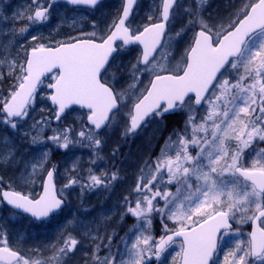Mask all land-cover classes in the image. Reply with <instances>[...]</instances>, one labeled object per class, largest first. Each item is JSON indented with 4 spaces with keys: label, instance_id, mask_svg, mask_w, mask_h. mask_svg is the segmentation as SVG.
Listing matches in <instances>:
<instances>
[{
    "label": "rangeland",
    "instance_id": "rangeland-1",
    "mask_svg": "<svg viewBox=\"0 0 264 264\" xmlns=\"http://www.w3.org/2000/svg\"><path fill=\"white\" fill-rule=\"evenodd\" d=\"M21 1L7 10L0 25L5 50L14 45L18 49L42 35L55 37L53 45L101 41L121 9L119 0L103 1L98 21L78 8L67 14L68 4L27 0L35 20L19 27L11 20L26 11L22 9L26 0ZM256 1L228 0L222 6L237 3L221 18L202 11L212 0H179L153 61L141 67L139 52L134 57L121 50L101 77L120 105L102 133L88 127L86 114L78 109L54 123L56 110L49 98L57 73L41 83L19 118L10 120L0 109L1 125L17 135L0 147V166L9 171L6 181L0 178V193L7 189L37 198L52 166L57 195L66 204L60 215L40 223L33 233V224L20 222L21 216L3 214L5 223L15 222L16 232L1 231L0 247L20 253L15 264H178L182 250L178 242L159 254L154 246L165 234L187 230L217 212L227 215L233 229L220 235L212 264H264V253L250 257L249 227L240 223L250 216L249 226L253 215L264 208V197L236 173V169L264 171V30L247 42L199 110L190 101L177 110L175 116L184 121L179 130L162 134L159 115L137 133L129 128L132 107L151 78L181 72L195 31L205 30L216 42ZM137 4L129 24L133 33L159 18L160 0ZM40 8L45 15L39 20ZM127 136L131 138L125 144ZM121 152L127 160L120 168L106 170ZM2 205L0 200V209ZM260 226L264 229V220Z\"/></svg>",
    "mask_w": 264,
    "mask_h": 264
},
{
    "label": "water",
    "instance_id": "water-1",
    "mask_svg": "<svg viewBox=\"0 0 264 264\" xmlns=\"http://www.w3.org/2000/svg\"><path fill=\"white\" fill-rule=\"evenodd\" d=\"M70 4L72 7L94 9L103 0H54ZM177 0H164L161 20L150 25L135 36L126 28L137 0H124L118 21L111 33L102 42L79 40L57 47L32 48L28 50L23 69V77L11 98L2 107L10 120L19 118L26 109L41 81L54 73L57 78L52 86L49 103L56 109L54 123L72 108H80L88 113L86 124L100 132L108 124L110 115L118 104L112 90L100 82V77L115 56L116 45L124 48L137 46L141 49L139 64L146 66L160 49L170 13ZM45 11L39 10L41 19ZM264 29V0H257L235 26L222 35L216 44L211 36L197 30L186 57V65L180 75L163 74L154 77L144 96L134 105L130 119V129L137 132L162 106L167 112L182 105L193 97L200 106L215 84L220 73L231 60L239 57L246 42ZM237 175L264 197V171L236 169ZM3 204L17 214L42 222L63 208L54 185V169L47 171L41 192L32 200L10 190H2ZM264 208L251 219L248 233L249 251L252 259L264 253ZM233 228L224 212H217L193 227L166 235L155 246L157 254L172 242H180L182 251L179 264H211L218 249L219 237ZM20 255L14 250L0 247V264H14Z\"/></svg>",
    "mask_w": 264,
    "mask_h": 264
},
{
    "label": "trees",
    "instance_id": "trees-1",
    "mask_svg": "<svg viewBox=\"0 0 264 264\" xmlns=\"http://www.w3.org/2000/svg\"><path fill=\"white\" fill-rule=\"evenodd\" d=\"M227 1L228 0H212V2L209 4L210 6L206 7L202 11H204V13L206 15H207V13H210V14L216 13V14H218V17L222 18L227 13H229L230 10L237 3V2H235L228 7L222 6L223 4L227 3ZM18 2H22V1L21 0H0V25L2 23V19L6 17L7 10H11L12 5L14 3H18ZM23 5L24 6L22 7V9H26V11L22 14V16L19 17L18 20H15V21L11 20V22L13 24L20 25L19 27L27 24L28 21H34L35 20L34 7H31L29 1H27V0L25 2H23ZM195 10H198V9H195ZM73 11H75V9L68 8L66 13L70 14ZM98 12H99V10H97L94 14H97ZM94 14H92L90 16V18H92L94 16ZM207 18L211 22H213L211 20V17H207ZM7 39H8V35L4 36V40H7ZM54 40H55V37L51 38L49 36L46 38L45 36L42 35L37 39L30 40L25 45H21L20 47H18V49H17V46L14 45L15 47L8 49V50H5L3 45L0 42V109L3 106V105L1 106L2 100H3V102H6L8 100V97H10V95L16 89L17 85L19 84L20 79L22 78L23 67H24L27 51L30 48L36 47L37 45L55 46V45H53V44H56ZM131 51H133V50H131ZM131 51H130V54L134 56V52H131ZM126 71H127V69L122 71V72H126ZM0 113H1V110H0ZM51 114L52 113H50L48 115L50 116ZM39 116L40 115H38L37 117H39ZM163 120L164 121H163L162 134H168V133L175 132V131L179 130L181 125H183V123H184V121L181 120V118H178L175 115H172V116L167 115L163 118ZM181 121H182V123H181ZM16 138H17V135L13 134L12 131H10L5 125H1V122H0V145L3 142H6L8 140L12 141ZM129 138L130 137H128V136L125 139L123 138V141L125 144L128 143ZM121 148H123V147H121ZM122 153L123 152L119 153L118 156H121ZM7 174H8V172H6V170H4L3 167L0 166V178L2 181H6L4 179V177ZM4 213L16 216L15 214L11 213V211L8 210L5 206L2 205L1 209H0V232L1 231L2 232H8L9 230H12V228L16 227L14 225L15 222L11 223L10 219L8 220V223H5V221L3 220V217H2ZM249 217L250 216H247L245 218L242 217V219L240 220L242 227L243 226L249 227L248 226ZM22 220H26V222L29 225L33 224L32 226L35 229L34 228L32 229V233L38 231L36 229H38V226H40V224L33 223L24 217H22L20 219V222ZM17 229H19V228H17Z\"/></svg>",
    "mask_w": 264,
    "mask_h": 264
},
{
    "label": "flooded vegetation",
    "instance_id": "flooded-vegetation-1",
    "mask_svg": "<svg viewBox=\"0 0 264 264\" xmlns=\"http://www.w3.org/2000/svg\"><path fill=\"white\" fill-rule=\"evenodd\" d=\"M121 1V4H122V0H120ZM140 1V0H139ZM139 1H138V3H139ZM103 3V2H102ZM161 3H162V0H160V7H159V18H158V21L160 20V8H161ZM100 7V6H99ZM98 7V8H99ZM138 7V4H137V6H136V8ZM97 8V9H98ZM107 8V7H106ZM176 8V7H175ZM175 11V9L173 10V12ZM82 12H85V11H82ZM120 12H121V10L119 9V12H117L116 14H115V16H116V20H115V22L117 21V19L120 17ZM173 12L171 13V17H170V21H172V18H173ZM98 14V15H97ZM97 14H94V16L92 17V19L93 20H101V15L103 14V11L101 12V13H97ZM134 14H135V11H134V13H133V16H132V18L129 20V22L127 23V29L131 32V34H137V33H139V31H141V29L138 31V32H135V33H133L132 32V30L130 29V27H129V24H131V22L133 21V19H134ZM157 21V22H158ZM170 21H169V23H170ZM115 22H114V24H115ZM152 23H156V22H152ZM152 23H149V24H152ZM114 24L112 25V27H111V29L109 30V32L112 30V28H113V26H114ZM146 25H148V24H146ZM145 25V26H146ZM144 26V27H145ZM143 27V28H144ZM133 29V28H132ZM108 32V33H109ZM168 32H169V24H168V26H167V34H168ZM108 33L106 34V36L108 35ZM105 36V37H106ZM167 36V35H166ZM104 37V38H105ZM121 50H124V49H122L121 47H120V45H119V51H121ZM132 50L133 51H131V50H128L127 51V53H130V51L131 52H134V53H136V56H137V53L139 52L140 53V50L138 49V48H132ZM119 51H118V53H119ZM183 69V68H182ZM182 71V70H181ZM218 81H219V79H218ZM217 81V82H218ZM217 82H216V84H217ZM216 84L214 85V87H213V89L211 90V92L209 93V95H208V97L210 96V94L212 93V91L214 90V88H215V86H216ZM188 102V101H187ZM186 102V103H187ZM186 103H184V104H186ZM193 103V102H192ZM194 106V105H193ZM183 107V106H182ZM178 109H180V107L178 108ZM178 109H176V110H174V111H172V112H170V113H167L164 109H161L157 114H155V116H157V115H159V116H162V117H165V116H167V115H177V110ZM195 109L196 110H199V108H196L195 107ZM110 160V159H109ZM115 160L116 161H114V162H111V161H109V163H108V166L105 168L106 170H110V169H112L114 166H118L119 168H120V166H121V164L123 163V162H125L127 159H125V157H115ZM65 207H66V204L64 205V207H63V210L65 209Z\"/></svg>",
    "mask_w": 264,
    "mask_h": 264
},
{
    "label": "bare ground",
    "instance_id": "bare-ground-1",
    "mask_svg": "<svg viewBox=\"0 0 264 264\" xmlns=\"http://www.w3.org/2000/svg\"><path fill=\"white\" fill-rule=\"evenodd\" d=\"M0 147H1V145H0ZM0 155H1V154H0ZM7 170H8V169H7ZM7 170H6V172H9V171H7ZM10 171H11V170H10ZM98 197H99L98 199H100V195H98ZM96 205H97V206H99V205H100V203H97ZM61 210H62V209H60V210H59V211H58L56 214H57V215H60V214H58V213H60V212H61ZM13 229H14V230H13ZM13 229H12V230H9L8 232H3V233H7L8 235H10L11 233H14V232H16V231H15V230H16V228H13ZM17 230H18V229H17Z\"/></svg>",
    "mask_w": 264,
    "mask_h": 264
}]
</instances>
